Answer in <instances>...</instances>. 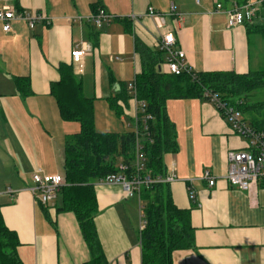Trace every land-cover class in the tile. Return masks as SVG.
Returning <instances> with one entry per match:
<instances>
[{"label":"crops","instance_id":"0c3cea01","mask_svg":"<svg viewBox=\"0 0 264 264\" xmlns=\"http://www.w3.org/2000/svg\"><path fill=\"white\" fill-rule=\"evenodd\" d=\"M255 2L0 0V7L43 12L49 18L33 29L25 21H13L9 32L0 22V206L7 226L19 237L23 264H82L90 259L76 215L58 212L59 198L41 204L28 189L36 172L63 175L65 139L77 132L63 120L51 94V83L60 80L59 65L72 64L86 97L107 101L122 83L130 86L142 69L136 40L160 51L157 43L169 31L193 71L247 73L252 71L249 28L262 18L229 27L226 11L234 3ZM96 7L125 20L114 18L99 27L90 20ZM150 7L164 16V26L148 15ZM75 49L86 50L82 72L72 60ZM160 52V68L167 71L166 55ZM15 76L29 78L31 93H19ZM135 108L131 98L121 117L127 119L126 131L134 128ZM167 113L179 144L177 153L164 158L167 171L177 176L170 184L172 196L180 208L194 206L196 242L194 250L174 252L173 264H264V186L241 190L225 178L228 153L244 149L246 140L233 133L209 101L170 99ZM205 171L215 178L213 187L201 178ZM94 183L99 207L95 222L109 264H141L139 196L127 197L120 184ZM189 185L197 204L189 197Z\"/></svg>","mask_w":264,"mask_h":264},{"label":"trees","instance_id":"16d2710c","mask_svg":"<svg viewBox=\"0 0 264 264\" xmlns=\"http://www.w3.org/2000/svg\"><path fill=\"white\" fill-rule=\"evenodd\" d=\"M100 9L96 7L94 14ZM258 16H261L262 23L253 24L249 32L264 36V6ZM115 19L125 20L119 17ZM93 45H98V35ZM135 48L141 54L142 69L131 82L133 88L122 83L120 92L107 98V103L121 116L133 98V91L138 99L146 102V110L152 119L148 120L147 131L139 125L143 133V175L165 177L168 172L165 156L179 150L177 129L167 113V101L170 99L210 101L206 95L209 92L217 94L221 102L229 105L243 100L238 108L244 115L255 112L257 115L252 117L250 123L264 129V101L248 103V98L255 91L264 88V67L247 73L192 70L176 75L160 68V51L152 50L139 40H136ZM58 70L60 80L51 83V94L57 101L63 120L78 122L80 131L68 134L65 139L63 176L66 184L59 194L57 211L76 215L90 251V259L82 264H109L95 222L99 207L94 182L109 174L132 177L137 173V135L134 130L122 133L97 131L94 99L84 95L83 84L75 75L72 64L61 63ZM15 83L20 94L26 96L31 93L28 77L15 76ZM219 113L224 117L221 110ZM139 198L146 221L138 234L141 264H173L174 252L196 249L195 228L191 222V208L194 206L190 209L178 207L173 200L170 183L159 182L143 187ZM19 246V237L7 226L0 206V264H23Z\"/></svg>","mask_w":264,"mask_h":264},{"label":"built area","instance_id":"2783aa9c","mask_svg":"<svg viewBox=\"0 0 264 264\" xmlns=\"http://www.w3.org/2000/svg\"><path fill=\"white\" fill-rule=\"evenodd\" d=\"M264 6V0H256L255 3H248L240 6L234 3L228 11H226L228 26L235 27L245 23H251L259 15ZM222 9V4L218 3L216 10ZM148 15L158 20L159 26H164L165 18L153 7L148 9ZM135 18V16H132ZM115 17L109 14L105 9H100L97 13L92 14L90 20L97 26L111 22ZM16 20L25 21L29 28L33 29L37 23L48 22L49 18L43 12L17 10L11 6L0 7V22L3 24V30L9 32L11 30V22ZM176 37L172 32H164L157 43L158 49L166 55L167 71L172 74H181L182 72H191L192 69L185 63V53L176 47ZM85 49H75L72 51L73 62L80 65L82 72V58L85 55ZM130 88L133 85L130 84ZM210 101L216 109L219 108L223 112V118L229 123L233 133L246 140V146L241 150H231L228 153V171L225 176L228 183L241 190L250 191L253 186H264V129H258L248 122L238 105L243 104V100H238L236 105H229L221 102L217 94L207 92ZM136 104L135 114L132 118L133 130L137 135L136 145V168L137 173L132 177L124 174H109L99 180L102 184H120L127 197L139 196L143 187H149L154 183L167 182L173 183L177 180V176L173 171L167 172L165 177L152 178L149 175H143L141 170L144 167V154L142 151L141 137L142 134L139 125L144 131L148 130V120L152 119V115L146 110V102L136 97L133 91V98ZM219 110V111H220ZM34 185L29 187V191L43 205H49L57 200L61 189L65 186L64 176L61 174L45 175L36 172L32 176ZM202 179L208 181V185H215V178L209 171H205ZM192 181V180H191ZM189 197L195 204L196 191L189 185ZM8 193H13L11 188L7 189ZM146 221L141 217L140 229L145 227Z\"/></svg>","mask_w":264,"mask_h":264},{"label":"rangeland","instance_id":"374dc122","mask_svg":"<svg viewBox=\"0 0 264 264\" xmlns=\"http://www.w3.org/2000/svg\"><path fill=\"white\" fill-rule=\"evenodd\" d=\"M251 38V70L257 71L264 67V36L262 34L250 33ZM90 93V92H88ZM93 94V92L91 93ZM95 98V97H94ZM264 101V88L255 91L249 98L248 103H256ZM264 114V111L262 112ZM257 115L255 112H247L245 114L248 122H251L252 117ZM94 116L95 128L99 132H117L122 133L127 130V119L121 118L116 112L108 105L107 101L103 98L94 99ZM128 117V115H126ZM72 132L80 131V124L78 122H71ZM62 172V171H61Z\"/></svg>","mask_w":264,"mask_h":264}]
</instances>
